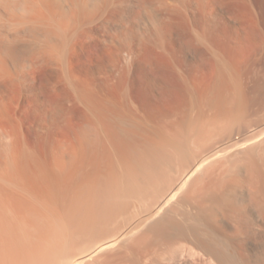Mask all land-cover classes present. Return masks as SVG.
Wrapping results in <instances>:
<instances>
[{
	"label": "bare ground",
	"instance_id": "6f19581e",
	"mask_svg": "<svg viewBox=\"0 0 264 264\" xmlns=\"http://www.w3.org/2000/svg\"><path fill=\"white\" fill-rule=\"evenodd\" d=\"M153 1L0 0V264H264V110L248 113V88L264 92L249 68L264 56V0L250 32L190 19L209 64L192 74L171 47L166 66L140 64L149 33L161 41L178 19ZM93 47L112 74L75 66ZM42 70L71 109L38 108ZM224 160V178L253 184L247 203L232 180L192 192Z\"/></svg>",
	"mask_w": 264,
	"mask_h": 264
},
{
	"label": "rangeland",
	"instance_id": "374dc122",
	"mask_svg": "<svg viewBox=\"0 0 264 264\" xmlns=\"http://www.w3.org/2000/svg\"><path fill=\"white\" fill-rule=\"evenodd\" d=\"M163 1V3H165V4H167L169 7V10L170 11H172V13H173V16L175 17V18H178V19H174V20H176L177 21V23H179V24H177V26H176V24H175V22L176 21H173L170 25L171 26H169L168 27V29L169 28H173L172 29V31H171V29L170 30H167L169 33H168V37L167 36H165L164 38H166V39H164L163 37H162V40L161 41H159L158 40V38H157V34L154 32V31H151L150 33H149V39L147 40L148 42H147V50L149 49V53L148 54H151L152 52V54L151 55H148V57L149 58H151V59H147L146 58V62L147 63H145V61H143L144 63H142V61L140 62V64H143L142 66H144L145 68H146V66H147V69H148V67H149V69H150V67H151V69H152V67H153V69H154V67L155 66H161V64H165V66L167 65V63L169 62H166V63H164L165 61H167V60H165L164 59V56L166 55V51L165 50H167V47H171V48H168V49H171L172 51H173V53H174V51H176L175 52V54H177V56L179 57V59H181L180 60V62L182 63L181 64V67L184 69H182L184 72L186 71L187 73H190V74H192V72L193 71H191V70H196L197 72H200L201 70L203 71V70H206L207 68H208V66H209V64H207L208 63V55H206L205 56V54H208L207 52H206V47H205V45H203V47H205V48H203L202 47V45H201V43H200V41H198L197 42V37H196V35H194L195 33H194V31H193V29L190 27V24H192V23H190L189 24V22L191 21V22H195V23H199V24H204L205 26H208V25H212V24H214V23H217V22H219L220 20H225V21H229V22H231L230 20H232V21H234V25L236 26V27H239V28H241V29H243V30H245V31H247V32H250L251 31V28H250V26H252V24H254L255 26H256V28L258 29V11H259V9H260V0H259V3H258V0H185V1H179L178 2V0L176 1V0H162ZM175 1V2H174ZM189 1V2H188ZM205 3H204V2ZM153 2H155V3H152V5H153V7L154 8H157V9H159V11L161 10V12H162V9H160L159 7H160V5H159V1L157 0V1H153ZM182 4H181V3ZM203 4H202V3ZM172 3V4H171ZM179 3H180V5H179ZM201 3V4H200ZM205 4V5H204ZM231 4H237V6H239V7H242V6H246V7H248L249 8V14H242V15H234V14H226L224 11H225V9L228 7V6H230ZM175 6V8L176 9H178L177 11H178V13H180V15H178V14H176L177 13V11L175 10V9H171V8H174V6ZM185 5V6H184ZM177 6H178V8H177ZM199 6H202V8H199ZM203 6H204V8H203ZM186 9V10H185ZM182 10V11H181ZM185 10V11H184ZM161 12H160V14H161ZM182 12V13H181ZM163 13V12H162ZM175 14V15H174ZM178 15V17H176ZM186 15V16H185ZM162 17H163V15H161ZM183 16L185 17V18H183ZM159 17V16H158ZM164 17H165V15H164ZM173 17V18H174ZM180 17V18H179ZM189 19L188 20V22H187V18ZM186 21H185V20ZM191 19V20H190ZM184 20V21H183ZM217 21V22H216ZM262 21V23H261V25H262V27H264V17H263V19L261 20ZM181 22V23H180ZM185 22H187V23H185ZM201 22V23H200ZM174 23V24H173ZM183 23V24H182ZM211 23V24H210ZM185 24V25H184ZM186 24H189V26L188 25H186ZM208 24V25H207ZM233 24V23H232ZM181 25V26H180ZM174 26V27H173ZM170 31H171V33H170ZM154 32V33H153ZM156 34V35H155ZM167 34V33H166ZM171 34V35H170ZM153 36H155V37H153ZM250 37V36H249ZM155 38V39H154ZM169 38V39H168ZM153 41H152V40ZM164 39V40H163ZM249 39V41H251V42H253V40H251V37L250 38H248ZM248 39L246 40V39H244V40H246L245 41V45H248L247 47H251L252 46V43L251 42H249V43H251V44H249L247 41H248ZM156 40V42H157V44L155 45V41ZM169 40V41H168ZM192 40L194 41V42H192ZM158 41H159V43H158ZM163 41V42H162ZM243 41V40H242ZM160 42H162V45H161V43ZM165 42H167V43H165ZM169 42V43H168ZM163 43H164V45H163ZM194 43V44H193ZM200 43V44H199ZM167 44V45H166ZM168 44H170V45H168ZM191 44H193V45H191ZM150 45V46H149ZM159 45H161L162 46V49L160 48L161 46H159ZM200 47H199V46ZM166 47V48H165ZM176 48V50H175V48ZM246 47V46H245ZM163 48H164V51H163ZM203 49H204V51H205V53H204V51H203ZM92 51L91 52H89L85 57H82L81 59H80V61H78L76 64H75V66L77 67V68H79L80 70H83L84 72H86V73H93V74H96L98 77H99V74H103L102 76H105L106 77V75H109L110 74V72L112 71L111 69L113 68V70H114V62H112V61H110V59L107 57V53H103V52H101V50L100 49H97L96 47L94 48H92L91 49ZM99 50V51H98ZM192 50H194V51H192ZM200 50V51H199ZM150 51H152V52H150ZM181 51V52H180ZM258 52V49L257 50H254V54L255 55H253L252 56V58H254V56L257 58H254V59H252L251 58V60H257L256 62L255 61H250L249 63L251 64V66H250V64H249V66H247V68L249 67L251 70V72H250V75L252 76V74H253V76L251 77V79H254L255 77V79L254 80H256L257 79V81H259V82H255L254 80L253 81H249L250 83L251 82H255V83H259V84H262V82H264V56H263V54L262 53H260V54H258L257 52ZM199 52V53H198ZM103 53V54H102ZM201 53V54H200ZM204 53V54H203ZM163 54H165V55H163ZM157 55V56H156ZM155 56V57H154ZM258 56V57H257ZM156 57H158L157 58V60L156 59H154V58H156ZM192 57V58H191ZM204 57H206V58H204ZM109 59V61H108V59ZM165 58H167L166 56H165ZM202 58V59H201ZM145 60V59H144ZM149 60H150V62H149ZM164 60V61H163ZM202 60V61H201ZM152 61V62H151ZM163 61V62H162ZM183 61V62H182ZM148 62H149V65H146V64H148ZM157 62V63H156ZM162 62V63H161ZM254 62V63H253ZM112 63V64H111ZM114 63V64H113ZM152 63V64H151ZM201 63V64H200ZM205 63V64H204ZM105 66H103V65ZM157 64V65H156ZM185 64V65H184ZM102 65V66H101ZM111 65H113V66H111ZM151 65V66H150ZM190 65V66H189ZM195 65H198V66H195ZM101 66L102 67V69L103 70H106V73L104 72L103 73V70L101 69V67H100V71H102L101 73L99 72L98 73V68ZM205 66V67H204ZM96 67H98V68H96ZM112 67V68H111ZM189 67V68H188ZM193 69H192V68ZM248 68V69H249ZM109 69H110V72H109ZM199 69V70H198ZM108 71V72H107ZM191 71V72H190ZM91 73V75H93ZM109 73V74H108ZM194 73V72H193ZM111 74H112V72H111ZM95 75V76H96ZM94 76V75H93ZM92 76V77H93ZM97 76L96 77H94V80H97L98 78H97ZM255 76V77H254ZM104 77V78H105ZM103 78V77H102ZM38 79H39V81H40V85L38 86V89H37V91H36V103H37V105H38V108L40 109V108H44L45 109V111L48 113V115H54L55 113H56V111H57V109H58V107L59 108H62L61 106H63V108L66 106L67 108H68V106H69V108L68 109H71V107L73 106H70L68 103H71V101H69V102H67V99L69 100V98L68 97H66V98H64L65 97V95L64 94H62V92L60 91V89L56 86V83L54 82V80H53V78H52V76L50 75V73H48L46 70L45 71H40L39 72V76H38ZM99 79H101V76L99 77ZM250 83H248V85H250L249 87H254L253 86V84L251 85ZM258 87V84L254 87L255 89ZM258 90H254V89H249L248 88V91L250 92V94H248V95H250L249 96V100L252 102V105H251V107H250V104H249V107H250V109H249V107H248V109H249V111H248V113L250 112V110H254V109H257L258 108V110H254V116L257 114V112H258V115L260 114V113H262V111L264 110V92L261 90V89H259V87L257 88ZM248 92V93H249ZM64 96V97H63ZM252 97V98H251ZM67 102L66 104H64V102ZM262 103V104H261ZM260 104V105H259ZM61 105V106H60ZM65 107V108H66ZM254 108V109H253ZM261 108H263V109H261ZM262 110V111H261ZM257 111V112H256ZM252 112H250V114L252 113ZM256 112V113H255ZM264 112V111H263ZM252 113V114H253ZM251 114V115H252ZM253 116V115H252ZM253 116V117H254ZM212 127H214V126H211L210 127V129H213ZM216 128H217V126H215ZM214 127V128H215ZM216 128H215V130H214V132L216 131ZM210 129H208L209 131H210ZM218 129V128H217ZM207 131V130H206ZM209 131H207V134L209 133H211V132H209ZM212 131V133H213V130H211ZM214 134V133H213ZM208 136H214V135H208ZM222 162H224V163H222ZM221 163H222V165L219 167L220 169H222V170H220V169H218V171L216 170L215 172L216 173H214V176H212L213 174L211 173V177H212V179H211V177L209 176L208 178H209V181L207 180V179H205V180H203L202 182L200 181V180H198V181H194V182H196V183H194L193 182V184H192V186L194 187V190H193V188H192V186H191V190H192V192L194 191L195 193H199V191L201 190L202 191V189H204L205 190V188H206V190H208L207 189V187L209 188H211V190H213V189H215V190H218L219 188L220 189H223L225 186L223 185L224 183H225V185L227 184L226 182L228 181V180H230V177H229V179L228 178H224V177H228V176H233V174L232 175H230V173H229V175L227 176V171H229L228 169H230V166L232 167V164L233 163H230V162H227V161H222ZM225 162H227V163H225ZM230 163V164H229ZM237 164H238V162H236ZM235 163V164H236ZM226 165V166H225ZM229 165V166H228ZM238 167H239V165H237ZM226 169H225V168ZM224 168V169H223ZM237 168V167H236ZM227 170V171H226ZM225 171V172H224ZM220 172V173H219ZM224 172V173H223ZM225 173H227L226 175H222V174H225ZM216 176H218V177H216ZM222 177L221 179H220V177ZM214 177V178H213ZM234 177V176H233ZM237 178H239V177H237ZM212 181H211V180ZM225 179V180H224ZM241 179V180H240ZM239 180L238 179H233L232 180V178H231V180H232V183L234 184H236V186L238 187L239 185H241V187H238L239 189H240V191L239 190H237V192L239 193L238 195L242 198V200H245L244 201V203H247V194H248V192H249V190L250 191H252L254 188V186H253V184L251 185L250 183L249 184H247V182L245 183V181L246 180H244L243 178H240ZM206 180H207V182H206ZM217 182H216V181ZM219 180V181H218ZM224 180V181H223ZM230 180V181H231ZM215 181V182H214ZM203 182H205V183H203ZM222 182V183H221ZM229 182V181H228ZM238 182V183H237ZM202 183V184H201ZM207 183H208V186H207ZM210 183H211V186H210ZM213 183V184H212ZM222 185V186H224V187H222L221 188V186H220V184ZM240 183V184H239ZM203 184L205 185V186H203ZM214 184H216L215 186H213ZM198 185V186H197ZM247 185H249V186H247ZM202 186V187H201ZM207 186V187H206ZM253 186V187H252ZM195 187H197V188H195ZM250 187V188H249ZM200 188H202V189H200ZM209 188V189H210ZM213 188V189H212ZM247 188V189H246ZM198 189V190H197ZM249 189V190H248ZM203 190V191H204ZM248 192H247V191ZM197 191V192H196ZM200 191V192H201ZM254 191V190H253ZM246 192H247V194H246ZM246 211L250 214V216H251V218L252 217H255V211H253L250 207H246ZM254 215V216H253ZM252 219H255L256 220V218H252ZM258 221H260L259 220V218H258ZM259 223V222H258ZM260 224V223H259ZM258 224V225H259ZM144 237V239H145V236H143ZM143 237H141V238H143ZM75 239V240H74ZM147 240H149V238H146ZM146 239L145 240H143L142 241V239H139V241L141 240L143 243L144 242H148V241H146ZM71 240H73V242L71 241ZM71 240H70V248H71V251H72V254L74 253V249L76 248V244L78 245V243L80 242V238L79 237H73V238H71ZM140 241V244H143L142 242ZM73 244V245H72ZM106 257H108L107 255H104L100 260L101 261H99L100 262V264H102V261H104V263L103 264H106V261L105 260H107V263L109 264V260L108 259H106Z\"/></svg>",
	"mask_w": 264,
	"mask_h": 264
}]
</instances>
